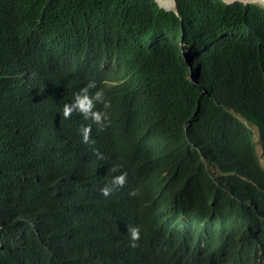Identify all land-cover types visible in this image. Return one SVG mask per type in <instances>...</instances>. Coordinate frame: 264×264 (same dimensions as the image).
<instances>
[{"label":"trees","instance_id":"trees-1","mask_svg":"<svg viewBox=\"0 0 264 264\" xmlns=\"http://www.w3.org/2000/svg\"><path fill=\"white\" fill-rule=\"evenodd\" d=\"M176 3L178 14L155 0H0V264H52L81 220L93 150L78 120L58 116L91 79L97 49L114 76L129 79L107 91L116 141L127 144L131 116L170 131L169 162L136 166L148 177L175 171L163 184L173 212L214 203L231 234L252 216L247 208L243 221L229 218L231 194L264 212V167L243 121L258 128L264 150V7ZM84 231L94 233L87 224ZM143 254L148 264H175L172 251Z\"/></svg>","mask_w":264,"mask_h":264},{"label":"clouds","instance_id":"clouds-1","mask_svg":"<svg viewBox=\"0 0 264 264\" xmlns=\"http://www.w3.org/2000/svg\"><path fill=\"white\" fill-rule=\"evenodd\" d=\"M89 65L91 79L75 93L71 102L63 105V116L58 117L78 120L81 141L87 149L93 150L85 162L83 177L90 194L83 201L81 220L68 236L71 242L67 244L65 240L61 244L52 264H148L143 250L151 247L162 255L172 251L175 264H264V212H259L251 202L243 201L241 196L231 194L236 198L234 207L237 206L229 214L231 220L243 221L247 208L252 209L251 218L232 229L234 234L224 229L214 203L210 208L183 206L173 212L172 197L164 191L163 184L169 175L172 179L178 178L174 176L175 171L171 175L168 174L170 167L162 174L153 169L148 177L139 173L140 168L136 166L143 168L142 165L154 159L152 166L163 168L169 162L166 144L170 131L160 124L151 125L131 116L124 135L127 144L116 141L108 128L112 100L107 98V91L122 87L129 79L114 76L113 64L102 50L90 54ZM243 121L252 131V127L257 129L264 154L258 128ZM255 136L254 133L256 148ZM127 155L136 159L137 168L128 167ZM213 172L217 174L218 170L213 169ZM154 188L161 195L151 197L148 191L153 192ZM163 195L167 196L162 202L163 210H155V204ZM251 222L257 223L259 228L250 227ZM84 224L91 225L94 233L84 231ZM32 264H37L36 260L33 259ZM40 264L47 262L42 259Z\"/></svg>","mask_w":264,"mask_h":264},{"label":"bare ground","instance_id":"bare-ground-1","mask_svg":"<svg viewBox=\"0 0 264 264\" xmlns=\"http://www.w3.org/2000/svg\"><path fill=\"white\" fill-rule=\"evenodd\" d=\"M227 2H235V1H244V2H257L264 6V0H225ZM158 2L167 9H174L175 3L174 0H158ZM171 7V8H170ZM90 194V193H88ZM87 212V211H86ZM87 220V219H86ZM90 222V220H88Z\"/></svg>","mask_w":264,"mask_h":264},{"label":"water","instance_id":"water-1","mask_svg":"<svg viewBox=\"0 0 264 264\" xmlns=\"http://www.w3.org/2000/svg\"><path fill=\"white\" fill-rule=\"evenodd\" d=\"M156 2H157V4L159 5V7L160 8H162V9H164V10H166V11H168V12H171V11H173V12H175L176 14H178L179 12H178V8H177V3H176V0H174V3H175V8L174 9H167V8H165V7H163L159 2H158V0H155ZM222 1H224L225 3H227V4H232V3H235V2H227V1H225V0H222ZM237 2H242V3H244V4H250V3H255V4H259V3H257V2H244V1H237ZM259 5H261V4H259ZM261 6H263V5H261ZM264 7V6H263Z\"/></svg>","mask_w":264,"mask_h":264},{"label":"rangeland","instance_id":"rangeland-1","mask_svg":"<svg viewBox=\"0 0 264 264\" xmlns=\"http://www.w3.org/2000/svg\"><path fill=\"white\" fill-rule=\"evenodd\" d=\"M237 2V1H236ZM171 8V7H170ZM254 133H255V141H256V148H257V152L259 154V157L261 159L262 165L264 166V154L262 153V150L259 146V140H258V135H257V129L255 127H252Z\"/></svg>","mask_w":264,"mask_h":264}]
</instances>
